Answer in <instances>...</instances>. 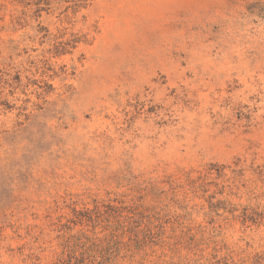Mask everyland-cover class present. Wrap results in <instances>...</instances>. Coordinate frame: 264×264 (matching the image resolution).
Listing matches in <instances>:
<instances>
[{
  "label": "rangeland",
  "instance_id": "374dc122",
  "mask_svg": "<svg viewBox=\"0 0 264 264\" xmlns=\"http://www.w3.org/2000/svg\"><path fill=\"white\" fill-rule=\"evenodd\" d=\"M264 0H0V264H264Z\"/></svg>",
  "mask_w": 264,
  "mask_h": 264
},
{
  "label": "trees",
  "instance_id": "16d2710c",
  "mask_svg": "<svg viewBox=\"0 0 264 264\" xmlns=\"http://www.w3.org/2000/svg\"><path fill=\"white\" fill-rule=\"evenodd\" d=\"M255 9H259V12H258V13H262V12H264V3H263V4H261V3H256V5H255ZM255 264H259L258 261H257Z\"/></svg>",
  "mask_w": 264,
  "mask_h": 264
}]
</instances>
